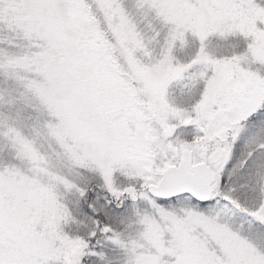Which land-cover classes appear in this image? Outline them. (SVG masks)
<instances>
[{
	"label": "snow or ice",
	"instance_id": "obj_1",
	"mask_svg": "<svg viewBox=\"0 0 264 264\" xmlns=\"http://www.w3.org/2000/svg\"><path fill=\"white\" fill-rule=\"evenodd\" d=\"M0 264H264V0H0Z\"/></svg>",
	"mask_w": 264,
	"mask_h": 264
}]
</instances>
